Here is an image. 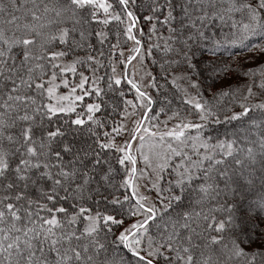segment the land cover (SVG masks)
<instances>
[{
    "label": "snow or ice",
    "instance_id": "obj_1",
    "mask_svg": "<svg viewBox=\"0 0 264 264\" xmlns=\"http://www.w3.org/2000/svg\"><path fill=\"white\" fill-rule=\"evenodd\" d=\"M0 264H264V0H0Z\"/></svg>",
    "mask_w": 264,
    "mask_h": 264
}]
</instances>
